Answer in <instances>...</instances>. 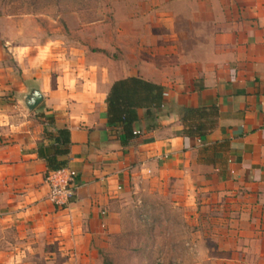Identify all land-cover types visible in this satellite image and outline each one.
<instances>
[{"label":"crops","instance_id":"0c3cea01","mask_svg":"<svg viewBox=\"0 0 264 264\" xmlns=\"http://www.w3.org/2000/svg\"><path fill=\"white\" fill-rule=\"evenodd\" d=\"M125 25L140 30L113 44L118 57L102 53L96 63L76 51L81 58L47 65L40 52L17 77L4 71L13 84H0V264H36L38 254L45 264L88 261L121 232L127 198L170 184L181 201L222 218L206 263L264 264V0H141L128 5ZM130 78L165 97L156 121L139 110L140 134L127 142L108 123L107 99ZM35 90L43 102L30 111ZM201 108L218 110L216 128L184 136L183 110ZM62 129L71 132L65 168L77 172V187L58 210L46 158Z\"/></svg>","mask_w":264,"mask_h":264},{"label":"rangeland","instance_id":"374dc122","mask_svg":"<svg viewBox=\"0 0 264 264\" xmlns=\"http://www.w3.org/2000/svg\"><path fill=\"white\" fill-rule=\"evenodd\" d=\"M140 1L0 0V84L12 85L4 71L17 77L20 70L33 68L40 52L47 65L60 55L81 58L76 51L96 63L102 53L112 59L117 56L115 42L136 40L129 31L139 27L119 24L128 19V5ZM181 195L171 184L153 192L136 191L122 204L121 232L108 236L88 261L71 264H208L216 245L209 231L222 218L213 215L212 206L191 205ZM46 262L40 254L34 261ZM68 263L67 257L58 256L55 264Z\"/></svg>","mask_w":264,"mask_h":264},{"label":"trees","instance_id":"16d2710c","mask_svg":"<svg viewBox=\"0 0 264 264\" xmlns=\"http://www.w3.org/2000/svg\"><path fill=\"white\" fill-rule=\"evenodd\" d=\"M165 90L156 84L138 78H130L116 82L107 99L108 123L113 127H121L127 142L135 136L136 124L140 121L139 110H145L148 119L156 121L164 107ZM217 109H185L182 112L184 136L203 138L211 133L217 125ZM54 154L46 161L49 172L65 168L71 154V132L69 129L57 131Z\"/></svg>","mask_w":264,"mask_h":264},{"label":"built area","instance_id":"2783aa9c","mask_svg":"<svg viewBox=\"0 0 264 264\" xmlns=\"http://www.w3.org/2000/svg\"><path fill=\"white\" fill-rule=\"evenodd\" d=\"M139 135L140 132H135ZM50 186L49 201L58 209H67L75 197L77 172L68 168L51 172L47 177Z\"/></svg>","mask_w":264,"mask_h":264},{"label":"water","instance_id":"95a60500","mask_svg":"<svg viewBox=\"0 0 264 264\" xmlns=\"http://www.w3.org/2000/svg\"><path fill=\"white\" fill-rule=\"evenodd\" d=\"M42 102L43 96L37 90L32 91L26 98V106L30 111L35 110Z\"/></svg>","mask_w":264,"mask_h":264}]
</instances>
